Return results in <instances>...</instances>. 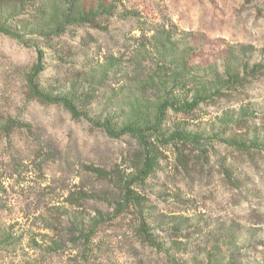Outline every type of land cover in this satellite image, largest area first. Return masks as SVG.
<instances>
[{
  "label": "rangeland",
  "instance_id": "obj_1",
  "mask_svg": "<svg viewBox=\"0 0 264 264\" xmlns=\"http://www.w3.org/2000/svg\"><path fill=\"white\" fill-rule=\"evenodd\" d=\"M123 5L99 28L71 26L60 39L36 37L44 51L38 85L64 93L72 81L113 59L117 67L101 91H93L92 108L102 111L105 93L122 86L125 94L134 93L138 79L157 63L145 54L140 26L176 29L179 42L191 41L194 60L204 69L210 63L221 67L230 53L264 60V0ZM34 45L0 34V127L16 123L0 135V264H264V153L217 139L204 151L189 144L164 149L159 168L134 185L148 203L156 237L179 243L156 249L138 232L136 208L114 215L118 178L129 172L136 142L111 138L63 106L34 98L28 82L40 56ZM255 106L259 111L248 119L264 127V77L232 101L205 104L189 115L171 113L168 127L221 133L226 112ZM236 130L238 125L226 133ZM96 217L90 240L77 239L74 223L87 231Z\"/></svg>",
  "mask_w": 264,
  "mask_h": 264
},
{
  "label": "trees",
  "instance_id": "obj_2",
  "mask_svg": "<svg viewBox=\"0 0 264 264\" xmlns=\"http://www.w3.org/2000/svg\"><path fill=\"white\" fill-rule=\"evenodd\" d=\"M123 6V0H0V34L25 45L35 44L40 52L39 61L28 78L34 98L63 106L72 117L85 119L111 138L129 136L134 139L138 149L134 152L129 172L118 178L120 191L119 198L115 200L114 215L136 208L138 232L143 240L156 249L169 251L179 243L168 245L156 237L148 217V203L134 185L144 183L159 168L165 156L164 149L172 146L181 149L189 144L204 151L209 141L217 139L240 150L264 153V127L248 119L256 116L259 111L256 106L234 109V115L226 112L221 117V133L195 132L181 125L168 127L171 113L193 114L205 104L218 103L224 98L232 101L243 94L248 85L264 77V60L247 61L230 53L221 67L218 63H210L204 69L194 60L195 47L191 41L179 42L176 29L165 24L148 29L140 26L137 30L141 32L140 38L146 40L145 54L155 55L157 63L154 72L138 79V90L134 93L125 94L122 86L117 92L105 93L108 105L102 111L92 108L95 104L93 91H101L105 80L117 67L113 59L85 75L82 81H72L64 93L56 94L38 85L37 78L44 70V51L36 37L60 39L71 26L99 28L103 20L115 16ZM127 13L136 14L132 10ZM235 125L240 130L226 133ZM14 126L15 121L5 123L0 127V135L9 134ZM99 219L96 217L87 231L74 223L77 239L89 241ZM172 228L175 229V225ZM261 243L264 245V241ZM230 264L237 262L232 260Z\"/></svg>",
  "mask_w": 264,
  "mask_h": 264
}]
</instances>
